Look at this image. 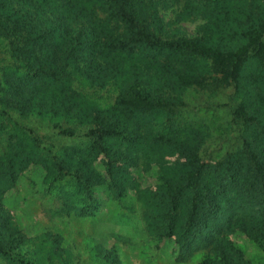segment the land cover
Returning a JSON list of instances; mask_svg holds the SVG:
<instances>
[{"label": "trees", "instance_id": "16d2710c", "mask_svg": "<svg viewBox=\"0 0 264 264\" xmlns=\"http://www.w3.org/2000/svg\"><path fill=\"white\" fill-rule=\"evenodd\" d=\"M181 1L176 21H201L195 36L169 31L160 15L180 0H0L9 59L0 61V118L8 116L0 124L7 134L0 264H31L19 257L24 237L3 210L5 195L33 165L44 167L48 193L68 216H95L102 208L95 189L105 180L111 200L134 191L147 232L175 239L179 261L205 251L201 264H250L233 233L264 250V0ZM76 82L115 86L117 104L103 108ZM191 88L210 97L230 91L224 106L238 146L215 164L201 159L207 125L181 119ZM12 113L80 126L106 115L109 123L91 131L85 146L53 151ZM162 158L174 160L161 166L160 192L141 189L134 171L149 172ZM102 159L106 174L96 166ZM100 251L107 261L116 258Z\"/></svg>", "mask_w": 264, "mask_h": 264}, {"label": "rangeland", "instance_id": "374dc122", "mask_svg": "<svg viewBox=\"0 0 264 264\" xmlns=\"http://www.w3.org/2000/svg\"><path fill=\"white\" fill-rule=\"evenodd\" d=\"M183 2L160 11L169 31L178 29L186 36H195L199 20L178 22L176 16L182 11ZM6 42L0 41V61L6 58ZM5 61V60H4ZM9 62V61H6ZM5 63V62H4ZM9 64V63H7ZM75 88L89 94L103 108L117 104L118 92L115 86L106 89H92L81 83ZM230 91L218 97L189 89L184 95L185 105L181 108V119L194 124L207 125L210 137L201 152V159L208 164L222 160L227 152L238 146V131L231 132L227 107ZM20 122L35 134L42 136L53 151L57 146L75 145L83 147L91 131L103 130L109 123L106 115L94 118L90 126H80L65 118L24 117L12 113ZM162 118L159 117L158 124ZM8 123V116L0 118V124ZM53 123H52V122ZM13 125L6 127L9 131ZM73 128V136L65 130ZM7 134L0 132V153L5 152ZM174 160L162 158L159 166L149 172L135 170V179L141 189L153 194L161 190V166ZM99 171L106 174L107 165L102 159L96 163ZM46 171L42 165H33L19 178L15 187L4 198V215L9 214L20 228L24 245L19 250L20 258L31 264H201L207 252L197 251L188 260L179 261L181 248L175 239L160 240L147 232L143 220V207L134 191L120 200L108 197V182L95 189L102 202L101 210L92 217H77L58 212L61 202L54 193H48L45 183ZM232 241L244 253L250 264H264V250L240 233L231 234ZM116 256L107 261L101 250ZM7 264L6 261H1Z\"/></svg>", "mask_w": 264, "mask_h": 264}]
</instances>
